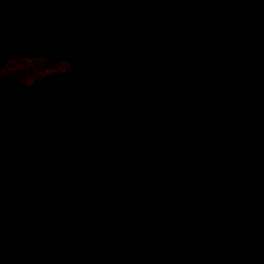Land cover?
Returning <instances> with one entry per match:
<instances>
[{"label": "water", "instance_id": "obj_1", "mask_svg": "<svg viewBox=\"0 0 264 264\" xmlns=\"http://www.w3.org/2000/svg\"><path fill=\"white\" fill-rule=\"evenodd\" d=\"M0 264H264V0H0Z\"/></svg>", "mask_w": 264, "mask_h": 264}]
</instances>
